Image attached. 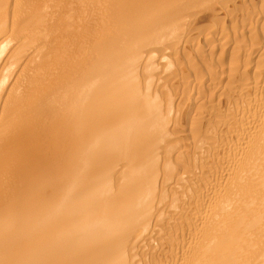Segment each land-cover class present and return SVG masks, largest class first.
<instances>
[{
  "label": "bare ground",
  "instance_id": "obj_1",
  "mask_svg": "<svg viewBox=\"0 0 264 264\" xmlns=\"http://www.w3.org/2000/svg\"><path fill=\"white\" fill-rule=\"evenodd\" d=\"M168 1L176 4V0H0V264L131 263H128L129 255L125 249L127 231L137 220L136 217L141 224L147 225L150 220L145 216L151 212V198L157 196L151 195L155 193L154 189L157 191L154 163L158 155L151 149V153L154 152L156 156L150 152L148 155L149 149L145 148L147 143L155 140L148 141L154 124L157 125L156 107H152V102L150 104L147 99L149 96L140 91L135 79L136 62L128 53L132 52L130 50L135 45L138 46L136 42L143 35H139V32H144L145 26L151 24L148 25L149 21L147 25L142 23L145 26L139 23L145 18L149 20L150 17H146L148 8L158 10L155 8L161 7V2L166 6ZM153 25L152 22L150 28L154 31ZM139 26H144L143 30ZM161 28L164 30V27ZM148 30L149 27L146 28ZM17 42L19 47L16 49L20 51H17L18 57L19 53L22 54L19 58L10 49L11 43ZM9 51L14 55L10 54L13 58L9 56ZM258 74V78L263 76L260 84L257 82L259 85H256L255 82L254 85L260 86V89L254 88L251 82L245 84L246 81L245 87L242 83L243 89L254 91V95L240 103L243 104L241 107L237 104L240 93L237 100L233 98L237 102L230 105L235 107L237 104L240 107L237 106L238 113L235 110L237 107L228 108L236 111V116L231 114L234 125L230 124L231 117L227 119V112L228 115L224 114L226 119L222 116L224 125L229 123L226 127L230 131H227L228 138L224 132L225 136H222L218 128L219 131H215L216 125L214 131L210 129L214 134L221 133L222 137L219 136L223 139L218 148L209 146L210 150L216 149L212 150L214 153L207 150L211 152L214 163L210 161L209 154L202 155L199 150L203 157L210 158V163H213H209L211 168H205L204 164L201 165L203 167H197L195 161L194 166L201 168L202 174L197 178L198 171L183 170L188 163L181 167L179 174V171L173 170L178 175H173V180L170 177V189L181 190L184 185L186 191L195 192L192 193L194 198L188 192L186 200L191 196L192 201L187 200L186 206L182 204L187 208L189 218L187 215L183 223L182 219L179 221L175 218L182 223L180 226L185 235L182 237L180 234L181 239L178 235L179 239L171 237L173 231L168 233L164 225L162 230H166L174 240L169 245L166 241L155 245L160 241L152 243L154 239L147 233V239H151L148 242L154 246H150L151 251L157 248L164 251L165 255L168 253V257L167 260L164 257L163 261L162 253H159L162 256L159 258L153 252L151 258L154 256V261H143L142 257L145 256L140 254L141 259L138 257L141 261L138 264H157L159 259L162 262L158 264H264V73ZM242 87L239 85V88ZM242 92L245 97L246 90ZM205 129L207 133L203 131ZM205 129H201L203 137L210 134L209 128ZM201 134L199 132L198 135ZM216 138L220 139L218 136ZM199 140L203 143L202 138ZM201 143L198 146L201 145L199 147L202 149ZM209 144L211 141L204 145L203 151L208 149ZM168 145L164 146V150L169 148ZM192 145L197 152L196 145L193 142ZM177 147L173 148L176 150ZM145 149L147 158L144 156ZM178 149H181V145ZM119 150L130 156L128 161L127 157L123 159L128 162L127 166L123 167L125 170H121L120 175L117 174L118 180L114 181L117 177L114 175L113 178L114 170L112 172L111 169L114 167L111 164L116 161L109 158L116 151L117 155ZM185 153L189 154L188 151ZM167 155L164 157L170 162L168 159L171 157ZM187 155L186 158L190 154ZM179 156L176 158L179 159ZM196 158L201 160L200 157ZM179 161L177 164L182 160ZM167 169L163 171L169 172ZM165 173L163 175L166 177ZM198 178L202 179L200 186H191ZM166 191L158 197L162 199ZM173 192L174 195L172 192L170 195L175 197L178 191ZM170 195L167 196L170 198ZM177 196L175 201L179 200ZM164 199L167 200L165 195ZM181 202L173 205L179 208L177 205ZM155 208L152 209L155 211ZM162 212L160 210L161 215ZM169 212L168 217L171 218L174 211L171 215ZM160 213L155 219L161 217ZM182 215L177 217H184V213ZM161 219L166 222V226L167 222L172 224L171 219ZM164 222L155 224L159 231L158 226ZM174 227L175 232H178L179 227ZM155 228L150 232L157 231ZM161 232L159 234H163ZM139 234V243H142L144 236L141 237V231ZM164 244L167 246L161 248ZM143 246L145 244L141 249Z\"/></svg>",
  "mask_w": 264,
  "mask_h": 264
},
{
  "label": "rangeland",
  "instance_id": "obj_2",
  "mask_svg": "<svg viewBox=\"0 0 264 264\" xmlns=\"http://www.w3.org/2000/svg\"><path fill=\"white\" fill-rule=\"evenodd\" d=\"M158 1L160 2V0H158ZM166 2H167V0H166ZM170 2H171V4L169 3V1H168V3H165V4H167L166 6L164 5V2L163 3L161 2L160 3L161 7L159 6L158 8H155L158 10H154V8L152 6H151L152 9H150V7L148 8V14L150 12L152 13L149 15L147 14V16H146V17H150V18H148L149 20H147L145 18L146 19V20L144 19L145 22L144 21L142 22L139 20V23L141 22L140 24H142V23L146 24L149 21V23H148V25H149L150 22H151V24L153 22L154 31H153V29H151L152 28L151 24L148 26L149 27L148 31H146V28H148V27L145 26V24H142V25H144L146 28H144V26H141V27L139 26L142 30H143V28L145 30L144 32H141L140 28H139V31H140L139 35L143 34L142 35L143 38L140 36V38H139L140 43L136 42V44L138 46L135 45V48L134 49L132 48L133 50L132 49L130 50L132 52L128 53L131 58L134 57V59H132L133 61L135 60L134 63L136 62L135 66L137 68L135 67L136 68V72H135L136 78L135 79H137L138 83L137 82L136 83H137V85L139 84L138 87H139L140 91H142L143 93L145 92L146 95L149 96L147 99L150 100L149 101L150 104H151V102L153 104V106L152 105H150V106L156 107V113H155L156 117L155 118H156L157 122L155 121V123L157 125L154 124V126H153L154 131L153 130L151 131L153 136L151 134V137L149 136L150 138L148 141H150L151 139H153V140L155 139V140H154V142L147 143L146 144L147 146H145V148L149 149L147 154L150 152V154L153 155V153L155 152L156 155H158V156H156L154 153V156H156V158H158V159L155 158L156 162L154 163L155 167H157V168L154 167V175H155V180L157 183V184H155L156 185L155 188H157V191H156V189H154L155 193L152 192V195H151V196H156V195L157 196H156V198L152 197L151 201H150V207H151L150 210L152 213L149 211L150 213L147 212L146 213L147 215L145 216V218H147V217L150 218V220H152L151 221L152 223L150 222V220L148 221V224L150 223L149 224L150 227H149L148 224L146 225V224L139 223V221H138L139 219H138V217H136L137 218V220L135 221L136 223L134 222L133 226L130 227V230L127 231L128 238H127V243H126L127 247L125 249H126V253L130 256V257L127 256L128 257V263L131 261V263H129V264L140 263L139 262V261H141V260H139V257L141 259L140 254H142V256L146 257V258L142 257L143 261H144V259L146 261L153 259L152 261H154V259H156V258H154V256L159 257V258H161L163 256L162 259L165 257L167 260L168 253H166V255H167L166 256L165 254H163V253H165L164 251L161 252V250H159L157 248H155L154 251H151V247H154V246H151L153 244H150V243L152 241H153L152 243H155V241L157 242L159 240L160 242L155 243V245L158 243L162 244L163 241L164 242L166 241L165 243H167V244L168 243L171 244L172 240H174V238L177 237L176 235H178L179 238H180V236H179L180 234H181V236L185 235L184 234L185 231L183 230L182 226H180V224L182 225V223L184 222L183 220L185 217H187V215L189 218V214L186 211L187 208L185 206L188 204L187 200H189V202L192 201V197L194 196L193 194L195 192L193 190L194 193L192 192L193 193L192 194L191 191H186L187 190L186 187H185L186 189L184 188L185 189L184 190L183 189L184 185H183L181 190L170 189L171 184H172L170 182L171 178L173 180L174 177H176L180 173V170H182L181 167L186 166L187 163H188V166L183 168V170L189 169V170L195 171V172L198 171L199 174H196V176H195L196 178L198 176H200V177L202 176V174L200 173L201 168H197L198 166L203 167L201 165L204 164V166H206L205 168H207V167H208V169H209V167L211 168L210 164L212 162L210 163V161H213V163H214V160L212 159L210 153L211 152L214 153V151H212V150H214L215 148L210 147L211 148V150H210L209 146H212V147L217 146V148H218L222 144L220 142H223V139L220 138V136L222 134H223L222 136H225V134H226L225 137L228 138L229 133H230V131L228 130L229 128L226 129V127L229 126V123L226 122V124H228V125L225 126L224 125L225 122L222 121L223 117L225 118V116H226L224 114H227V113L229 114V116H227V119L231 117V123L230 124L232 125L233 124V119H232L233 116L231 114H234V116H236L235 115L236 111L238 113V110H239L238 107L239 106L241 107L243 105V104L241 105L240 103L246 102L245 100L248 101V98H250V96L252 97L254 95V91H252V90L250 91V89L248 91H247V89H243L242 83H243V86L245 84H250L249 82L252 83V86L255 84V82H256V85H259L260 84L259 81H261L260 79L262 78L263 75L258 78L257 76L260 75L258 73H261V74L264 73V64H263L264 63V32H263L264 31V0H178V1L176 0V4H174V5L172 4V1H170ZM169 4H170V6H169ZM168 7L171 9L169 10ZM159 8L161 10V13L159 12L160 11ZM162 10L164 12H162ZM146 11H145V13H147ZM152 11H154V12H152ZM156 11H158V13ZM143 12L144 11H142V13ZM169 12H171L172 15ZM153 14H155V15H153ZM176 14H177V16H176ZM164 16H166V17H164ZM156 18H158L159 21ZM159 25H160V27L161 26L164 27L165 31L162 30L163 28L159 29L160 28ZM153 32L155 35L153 34ZM140 33H142V34H140ZM149 34H150V37H148ZM144 36H146L145 39H144ZM145 42H146V44H145ZM11 44L13 46L10 45V47H11L10 48L9 44H8V49L10 48L12 50V53L15 55V57L17 56L16 58H19L22 54L19 53L20 55L18 57L17 51H19L18 50L19 48L16 49V47H19L18 42L14 43L15 45L13 43H11ZM153 44H154V46H153ZM141 49H142V51H141ZM10 51H9V56L12 55L14 57V55L12 53H10ZM139 54H140V56H139ZM12 56H11V58H13ZM6 57L7 56L5 55L4 58H6ZM258 64H259V66H258ZM260 64L263 68H261ZM232 65H233V67H232ZM231 68H232V70H231ZM261 69L263 70V72ZM256 70H258L259 72ZM239 85H241L243 90H246V94L248 92L249 96L247 95V97H246V94H245V97H244L243 94L245 91L242 92L243 90L241 88H239ZM256 85H254V88ZM237 87H238V89H237ZM257 88L260 89V86H258ZM236 91H237V93H236ZM251 92H252V94L250 95L249 93H251ZM238 94H239V98H237ZM233 98L234 99L237 98L240 101L237 102ZM240 98H245V99H240ZM232 102H233V104H234V102L235 103L237 102V104H240V105L238 106L236 104L235 107L231 106L230 104ZM229 106H231L234 109L237 106L238 107L235 109L236 111L234 109H233L234 111H231V110H228V108H230ZM211 107H213V110H211L212 109ZM226 110H228V111H226ZM232 112H235V113H232ZM163 117H165V118H163ZM158 118L162 122L160 120H158ZM165 119H166V121H165ZM220 119H221V122H223V123L220 122ZM217 120L219 121L218 125H217V123H218ZM216 121H217V123H216ZM224 121H226V120H224ZM189 122L192 124H190ZM214 123H216V124H214ZM158 124H161L162 126L159 125L160 126V128H159ZM220 124H222V125H220ZM164 125H166L165 128H164ZM194 125H196V126H194ZM215 125H216V127H214ZM219 125H220V127H219ZM222 126L225 127L226 131H224L225 129L223 130ZM213 127H214L215 131L221 130L219 132H221L222 134L221 133H220L221 135L218 134L219 132H216L218 135L214 134L215 132L211 131V130L214 131ZM197 128H199V129H197ZM205 128H209L208 133H210V134H205L203 132V131L207 130ZM201 129L202 130L205 129L202 131V133L205 134L206 139H205V136L204 137L202 136ZM227 131L229 132L228 134H227ZM199 132L201 135H198ZM206 133H207V131H206ZM212 134L215 136V137L213 136L214 142L216 140L217 144L220 143L219 145H217L216 143L214 144V142L212 144V139H211ZM161 135L164 137V139H163V137H161ZM195 135L197 137L199 136V139L202 138L203 143H201V140H199ZM207 135H210V137L209 136L207 137ZM194 136L198 140H194L195 138H192ZM217 136L220 139L217 140V138H216ZM159 137H161V138H159ZM158 138H159V140H158ZM189 138H190V140H189ZM207 138H209V140L211 139L210 140L211 144H209L207 146L208 149L206 148L203 151V148H205L204 145L206 146V144L208 142H210ZM227 138H224V139H227ZM204 140H205L206 144L204 143ZM194 141H196V142L198 141V142L196 143ZM183 142H184V144H183ZM192 142L194 143V145H196L195 150L198 149L197 152L194 151V146L192 145ZM167 143L169 144L167 146L169 148H166V150L171 148L170 150H167L169 153H167V151L164 150ZM200 143L203 145L202 149H201V147H202L201 145H199L201 147L198 146V144H200ZM148 145H150V146H148ZM179 145H181V149L183 151H181V149H178ZM182 145H184L186 151H188V153L190 155H192L194 152V153H196L197 158L200 157L201 160L199 158L197 159L196 155L194 156V154L192 155V158L189 154H188L189 155L188 156L185 153L186 151H185L184 147H182ZM185 145H188V146H185ZM158 146H159V148H158ZM175 146L176 147L178 146L176 148V150L173 148ZM192 148H193V150H192ZM146 149H145L144 156L147 158V156L150 154H148L146 156V151H147ZM150 149L153 150L154 152L151 153ZM163 150H164V152L165 151L166 152L164 153ZM190 150L192 151V154H191ZM199 150H201L202 152ZM205 150L206 151L208 150L211 152L207 151L208 152L207 153V152H205ZM119 151H118L117 155H115L117 152L116 151L115 154L111 155V157L109 158V160L111 159L112 161H114V160L116 161L115 163L113 162L111 164L112 167H114V168L111 167L112 168L111 170H112V172L114 170V173H115V174L113 173V178L117 177V179L116 178L113 179L114 181L118 180L117 174L121 170H123V167L125 168L127 166V163H128L127 161H128L129 156H130L127 152H126L127 154H125L123 150H119ZM170 151H171V154H170ZM175 151L176 152L180 151L181 154L180 153L176 154ZM215 151H216V149H215ZM158 152H160V153L163 152L164 156H165V154L166 155L168 154L167 156L171 157L168 159V160H170V162L167 161V157H164V156L162 157L163 153L160 154ZM200 152L202 153V155H207V156L210 155L209 157L212 160L209 158L210 159V161H209L208 158H205L207 156L203 157ZM204 152H205V154H203ZM120 153H121V155H122V153H124V154L121 156ZM197 153H199L200 155L198 156ZM184 154H186L190 158L187 159L188 157L186 158V155H184ZM114 155L120 159L122 157V160L115 158ZM175 155H177L176 156L177 158L179 155H183L182 157L179 156L180 161L182 160L181 162L179 161L180 162L179 164H177L179 159L174 157ZM159 156H160V160H159ZM193 156H194V160H193ZM125 158L127 159V161H123V159L125 160ZM164 158H166V159H164ZM195 158L197 160H195ZM204 158L206 160H208V162L206 160H204L202 163L201 161ZM171 159H172V161H171ZM186 159H187V161H186ZM191 159L194 162L191 161ZM109 160H107V161H109ZM157 160H158V162H157ZM162 160H165L164 162H166V163L164 164V162ZM175 160H177V161L174 162ZM183 160H184V162L186 161L185 164H184ZM188 160H190L191 162H189ZM198 160H199V162H198ZM195 161L197 162V164H195L196 163ZM167 162L169 165H167ZM182 162H183V164H182ZM156 163H158V164H156ZM174 163L177 164L178 166L175 165ZM193 163L195 164V166H197V165L198 166L195 167ZM189 164L191 166H189ZM192 164H193V166H192ZM207 164H208V166H207ZM163 165H165L167 167H165ZM174 165L177 168H175ZM159 168H160L159 174L156 175L155 173L158 172ZM161 168L163 170L168 168L167 170L169 172L163 171V170H161ZM115 169H116V171H115ZM173 170L175 172L179 171L178 174L177 173L175 174ZM161 171H162V173H161ZM164 172H166L168 174L167 175L165 173L166 177L168 176L167 179L163 175ZM169 174H172V175L169 176ZM114 175H116V176L114 177ZM118 175H120V173ZM173 175H174V177H173ZM162 176L165 178H163ZM119 179H120V177H119ZM159 179H160V181H159ZM162 179H165V180H162ZM199 179L200 178L195 179V180L199 181ZM168 180H169V182H168ZM201 180L202 179H200V181L198 182L199 184L197 183V181H195L196 183L194 185H191V186H194V187L200 186ZM158 182H160L161 185ZM191 183H193V182H191ZM164 185H165V187L169 186V187H167V188H169V190L166 189L164 187ZM185 186H187V185H185ZM158 187L168 191V192L166 191L167 194L165 192L162 195L163 200L161 198H159L158 196L161 197V192L163 193L165 190L161 191V189L160 188L158 189ZM173 190L178 191V192L181 191V193H178V192L175 193V194L180 195V196H183L182 193L184 191L186 193L184 192L185 195L183 196V198L182 197L179 198L177 195H175V197H173V195H174ZM182 190H184V191L182 192ZM158 191L160 194L158 193ZM171 192L173 194L172 196L170 195ZM188 192H190V195L191 196L193 195V196L192 197L190 196V198L186 200V198L189 197ZM187 193H188V195H187ZM168 194L170 195L171 199L169 198V196H167ZM164 195L167 197V200H168V198L170 199V200H168V202L166 199H164ZM176 196H177V198H179L178 201L174 200V199H176ZM185 196H187V197H185ZM157 198H159L160 203L158 202ZM164 200L166 202H164ZM169 201L170 202L173 201V203L172 202L170 203ZM181 201L184 203H182ZM178 202H181V203H179L180 205H177V207L180 206L179 207L180 209L175 207L176 204H178ZM186 202H187V204H186ZM157 203H159V205H161V204H163V205H161V207H159V205H157ZM165 203H167V205ZM168 203L171 205V207H169ZM182 204L183 205L186 204V205L183 206ZM154 205H155V207L158 206L157 208H159V209L155 208ZM164 207H165V209H164ZM174 207L177 210H175ZM183 207H185V210H183L184 209ZM152 208L153 209L155 208V211ZM171 208L174 210H172ZM162 209L165 210L166 213H164L165 211L162 212ZM160 210L162 212V215L160 213ZM169 211H172V212L174 211L173 212L174 214H172L173 216L171 215L172 212L170 213ZM175 211H176V213H175ZM177 211L180 212L181 215ZM184 211H186V213ZM167 212H169V214L171 215L170 216L171 218L168 217L169 215ZM159 213H160L161 217L164 214L163 218L165 217V219H166L165 221H168L167 219H169V220L171 219L170 222H172V224L167 222L169 226L168 225L166 226V222H164V220H162L163 218L161 219V217L160 218L158 217V220L155 219V218H157L156 216H159ZM183 213H184V217L178 218L180 216H183L182 215ZM151 215H152V217H151ZM175 218L179 219V221L182 219L181 220L182 223H179V221L176 220ZM159 219H161L164 222L163 225L158 226L160 228V231L158 230L157 225L161 224L160 222H162V221H160ZM154 220H156V221H154ZM173 221H175V222H173ZM156 223H157V225H155ZM173 223H174V225H173ZM151 224H154V226ZM170 224H171V226H170ZM142 225H144V226H142ZM145 225H146V227H145ZM164 225H165L164 229H166L167 232L170 230H171V232L173 231L171 233L172 234L171 237H174L173 239L170 237L169 234H167L166 230H165V232H166V236H165V234H164L165 232L163 231L164 229L162 230V226L164 227ZM174 226L179 227L178 232H177V230L175 232ZM142 227H145L144 230L146 232L144 230H141ZM153 227L154 228L156 227L157 229L156 228L155 229L157 231L153 230L150 232L151 229H154ZM161 230L163 232H161ZM140 231H141V234L143 233V231L145 232L141 235L142 238L144 236L142 243L141 242L139 243ZM158 231H159V233L161 232L163 234H159ZM153 232L158 233V236H156L157 234L153 233ZM133 233L135 235H133ZM147 233H148L149 237H152L151 239H154V240L147 239V237H148L146 235ZM168 233H170V232H168ZM150 234H153L154 236L153 235L150 236ZM134 236H135V240H134ZM159 236H160V239H159ZM153 237H157V238H153ZM168 237H170L171 242H169L170 239ZM164 238H166V239L164 240ZM148 240L149 241L151 240V242H148ZM135 241H137L136 244H135ZM132 244H134V245H132ZM140 244H142V245L145 244V246L148 245V247L146 246L148 249L145 246H143V249H141L142 245H140ZM167 244L166 245L164 244L165 246L163 245L164 247H161V248H165L167 246ZM149 247H150V250H149ZM132 248L134 249V251ZM152 249H154V248H152ZM129 250H132V252ZM142 250H143V252H142ZM153 252L155 253V255ZM134 253H136V255ZM157 253H158V255H157ZM159 253L160 254L162 253L163 255L161 256ZM152 255H154L153 258H151ZM148 257H149V259H148ZM159 258H157V259H159ZM162 259H159L160 261L157 260V264L159 262H162L161 261ZM163 261H164V259H163Z\"/></svg>",
  "mask_w": 264,
  "mask_h": 264
}]
</instances>
